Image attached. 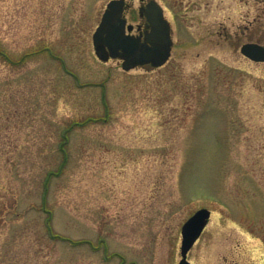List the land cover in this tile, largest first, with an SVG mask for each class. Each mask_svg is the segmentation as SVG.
<instances>
[{"label": "rangeland", "instance_id": "374dc122", "mask_svg": "<svg viewBox=\"0 0 264 264\" xmlns=\"http://www.w3.org/2000/svg\"><path fill=\"white\" fill-rule=\"evenodd\" d=\"M109 1L0 0V264H178L199 209L191 264H264V62L222 36L254 5L264 46V0H155L170 58L130 71Z\"/></svg>", "mask_w": 264, "mask_h": 264}, {"label": "water", "instance_id": "95a60500", "mask_svg": "<svg viewBox=\"0 0 264 264\" xmlns=\"http://www.w3.org/2000/svg\"><path fill=\"white\" fill-rule=\"evenodd\" d=\"M124 9V0H110L106 4L91 37L96 58L101 62L117 59L121 61L123 71L146 65L151 69L163 66L170 57L172 40L169 23L163 17L161 7L150 0L144 8L139 9V16L145 17L147 28L150 29L149 33H145L143 41L140 37L126 34L132 27L125 26ZM240 53L255 63L264 62V48L258 44H245L240 48ZM209 217V210L199 209L182 225L178 264H189L186 260L187 252L200 236Z\"/></svg>", "mask_w": 264, "mask_h": 264}, {"label": "flooded vegetation", "instance_id": "af4514ba", "mask_svg": "<svg viewBox=\"0 0 264 264\" xmlns=\"http://www.w3.org/2000/svg\"><path fill=\"white\" fill-rule=\"evenodd\" d=\"M147 1L148 0H144L142 2L138 1L137 13H139L138 10L140 8H144L146 6ZM233 1H234V4L237 6L235 13H237V15H238V13H239L238 1L239 0H233ZM250 1H251V3L255 2V0H250ZM132 9H133L132 1L131 2L126 1L125 11H124V16L126 18V25L132 26L131 30L128 31L127 34L135 36V37H140V40L143 41L145 33L146 32L149 33L150 29L147 28V22H146V19L144 16L141 17L138 14V21L134 22V23H132L128 20L127 15H129V13ZM230 18H231V16L230 17L226 16V21H229ZM240 18L242 21L239 20ZM238 20H237L238 22H236L234 20V23H233L234 30L231 32L228 31L227 27H223L222 36L224 37V39L226 41L229 39H233L234 43L232 45L235 46L236 48L239 47V49L241 48V46H243L245 44L257 43L258 41L257 42L255 41V32L257 30L255 29V7H254V5L252 7H250V9H246L244 13H241L239 15ZM145 67L149 68V65H147Z\"/></svg>", "mask_w": 264, "mask_h": 264}]
</instances>
